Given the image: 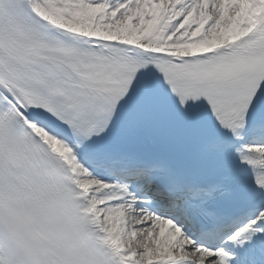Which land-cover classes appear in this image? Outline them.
Here are the masks:
<instances>
[{
	"label": "snow or ice",
	"instance_id": "snow-or-ice-1",
	"mask_svg": "<svg viewBox=\"0 0 264 264\" xmlns=\"http://www.w3.org/2000/svg\"><path fill=\"white\" fill-rule=\"evenodd\" d=\"M0 264H264V0H0Z\"/></svg>",
	"mask_w": 264,
	"mask_h": 264
}]
</instances>
